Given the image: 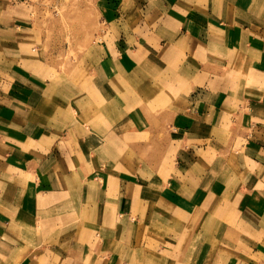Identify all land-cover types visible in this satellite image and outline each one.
<instances>
[{"label":"crops","instance_id":"obj_1","mask_svg":"<svg viewBox=\"0 0 264 264\" xmlns=\"http://www.w3.org/2000/svg\"><path fill=\"white\" fill-rule=\"evenodd\" d=\"M17 1L0 0V264H195L173 253L205 242L210 252L220 228L226 264H264V83L249 86L251 98L241 82L225 80L235 73L230 57L260 59L255 78L264 79V0H106L96 74L110 76L97 95L108 104L88 114L81 93L65 120L55 102L72 98L71 88L48 100L47 87L19 82L33 74L19 69L33 65L38 40L20 33L23 10L8 16L7 3ZM14 58L20 74L12 81ZM185 80L191 96L169 103ZM145 82L168 94L155 105L177 108L165 125L176 156L167 155L157 175L151 165L123 161L113 127L121 96L129 110L152 105L132 93ZM240 122L244 144L215 182L205 166L216 153L213 135ZM140 203L153 204L149 218L162 230L147 229L142 243Z\"/></svg>","mask_w":264,"mask_h":264},{"label":"rangeland","instance_id":"obj_2","mask_svg":"<svg viewBox=\"0 0 264 264\" xmlns=\"http://www.w3.org/2000/svg\"><path fill=\"white\" fill-rule=\"evenodd\" d=\"M25 1L28 3L22 5L21 3ZM7 6L13 10L8 14L12 19L17 15V9L23 10V13L20 14L24 20V28H22L20 33L30 34L29 36L33 40L34 38L38 40L37 44L34 42L37 46V51L34 53L30 52L32 54L31 56H33V58H30L33 60V65L26 63L24 65L25 68L22 67L19 69L20 72H33L32 75H22V78H24L23 81L19 80L18 75L20 73L16 72L17 66L15 58L14 60L8 59V66L14 68L12 69V81L17 78L24 85H36L35 82L40 83L41 86L48 88L45 94L48 100L54 99L55 93L63 92L71 88L73 90L72 98L62 96L58 102H55L59 107V113L58 111L56 113L64 120L69 119L66 117L67 114H73L72 109H75L74 97L79 98L81 93L87 95L88 114L91 110L95 113L96 106L108 104L104 97L97 95L101 93L99 92L98 84H103L106 81L102 88H107L106 84L111 80L110 76L106 80L99 81V76L96 74V66L103 59V53L99 47L101 46L99 38L104 34V20L110 18V11L106 8V0H18L15 4L7 3ZM210 15H212L211 12ZM246 28L251 30L256 29V27L251 26H247ZM219 29L225 28L221 26ZM262 30H264V27ZM113 31L115 32H112L113 35H118V31ZM14 43L10 47L15 46ZM185 50L190 51V48L188 47ZM230 58L228 61L232 63L230 64L231 67L234 68L235 66V73L233 72L231 74L230 71H227L225 80H235L236 84L237 82H241L243 90L245 92L247 91L251 98H255V94H251L252 92L249 86H253L252 83H264V79L257 81L255 78L257 71L260 70L256 66V63L260 59H253L254 64L250 61L246 62L244 59ZM219 62L221 65H227L225 61ZM262 69L264 71V68ZM171 77L175 79L173 75ZM190 81L185 80L183 90L180 91L179 89L178 91H174L173 94H169V98L167 97V92L162 91L160 86H156V83L151 85L145 82L140 87L137 86L135 92L132 91V93L136 97H141L143 103L152 104L148 107H144L141 104L137 105L135 109L129 110L130 106L125 107L124 105L126 103L124 98L121 96L118 99L119 104H115L120 105L122 114H119L121 118L118 119L119 121L113 123V127L115 132L122 135L118 143L122 147L120 150L122 151V159L124 158L123 161H126V163L134 162L149 167L152 166L153 171L151 174L156 175L159 173L158 168L161 165L169 166L168 159L176 156L177 147L175 146L176 151L170 152L172 142L171 137L165 134V125L168 115L177 108L171 105L163 106L161 105L162 102L158 105L154 103L159 101L161 97L168 98V102H174L175 99L181 100L186 95L191 96L192 88L188 87L192 86L190 85ZM79 83L83 85L85 91L80 92V87H76ZM136 84L126 85L134 88ZM144 84L145 86L142 89ZM71 85L72 87H70ZM145 88L149 89L145 90ZM144 93H148L149 96ZM112 97L110 95L107 97V100L109 101ZM91 106L94 108H91ZM107 109H110L112 112H117L118 107H105L103 108L104 113ZM241 125V122L235 125L225 124L223 127L221 126L223 129L213 135L212 144L214 143L216 153L211 156H205V159L209 158L205 166L208 171L210 170L207 176L215 180V182H218L219 178H222L226 165L233 164L232 160L236 157L235 154L239 152L240 147L244 144V134L246 132ZM108 128L110 129L111 125ZM127 132L130 135H127ZM167 155L168 159H166ZM159 179L160 177L153 185L161 183ZM149 180L153 181V179ZM142 181L144 182V180ZM167 188V186L161 188V193ZM224 189L222 188V190ZM157 193V191L151 192V194ZM151 204H139L142 214L137 221L141 225V243L146 240L147 229H152V234L162 233L161 226L154 222L158 220L149 218L153 215L148 213L149 210L151 209L152 213L154 211L153 204L149 209ZM159 205L157 204L158 207ZM218 205L222 207V201ZM219 220L222 223V219ZM221 229L215 231L217 234L215 239L216 243H214L213 249L210 252L207 250L209 246H206L207 244L205 242L203 244L204 249L200 248L197 251V248L193 246L192 250L188 251V255L181 252L182 248L175 250L173 260L184 259L188 263L194 260L195 264H208L209 261L214 264L228 263L224 257V236L222 231H220ZM143 232H145L144 235ZM220 250L223 254H220ZM209 253L213 255L212 258L208 257ZM260 254L264 255L262 251H260ZM262 260L264 261V257ZM253 261H257V259H253Z\"/></svg>","mask_w":264,"mask_h":264}]
</instances>
